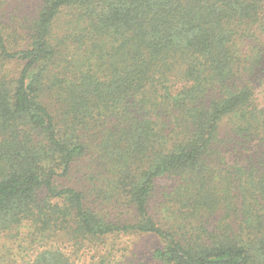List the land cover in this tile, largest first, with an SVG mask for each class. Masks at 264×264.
Returning a JSON list of instances; mask_svg holds the SVG:
<instances>
[{
	"label": "trees",
	"instance_id": "1",
	"mask_svg": "<svg viewBox=\"0 0 264 264\" xmlns=\"http://www.w3.org/2000/svg\"><path fill=\"white\" fill-rule=\"evenodd\" d=\"M263 38L264 0H0V242L264 264Z\"/></svg>",
	"mask_w": 264,
	"mask_h": 264
},
{
	"label": "rangeland",
	"instance_id": "2",
	"mask_svg": "<svg viewBox=\"0 0 264 264\" xmlns=\"http://www.w3.org/2000/svg\"><path fill=\"white\" fill-rule=\"evenodd\" d=\"M264 42V38L262 40ZM258 98L264 103V90H258ZM61 180L62 184H72L70 181ZM14 237H5L0 242V264H30L36 252L43 247H55L63 251L75 264H96L107 252H111L112 257L124 264L129 262H142L143 264H156L152 258V250L156 246V241L137 239L134 237L120 236L113 238L106 243L93 245L87 243L82 248L75 245L65 235L51 234L47 238L40 240V244L33 242V237L28 234V229ZM42 247V248H41Z\"/></svg>",
	"mask_w": 264,
	"mask_h": 264
}]
</instances>
